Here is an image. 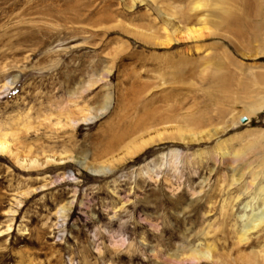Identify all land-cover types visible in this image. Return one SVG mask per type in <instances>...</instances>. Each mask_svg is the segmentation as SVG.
I'll return each mask as SVG.
<instances>
[{
  "label": "rangeland",
  "instance_id": "1",
  "mask_svg": "<svg viewBox=\"0 0 264 264\" xmlns=\"http://www.w3.org/2000/svg\"><path fill=\"white\" fill-rule=\"evenodd\" d=\"M263 78L264 0H0V264H252L221 208L264 169Z\"/></svg>",
  "mask_w": 264,
  "mask_h": 264
},
{
  "label": "bare ground",
  "instance_id": "2",
  "mask_svg": "<svg viewBox=\"0 0 264 264\" xmlns=\"http://www.w3.org/2000/svg\"><path fill=\"white\" fill-rule=\"evenodd\" d=\"M200 7H201V4H194V6H192L190 10L197 12L200 9ZM205 23H207V15L199 16V19L197 20V22L193 24V26H189L186 28L188 31L187 32L188 36H190V38H193V39L203 37L204 34H203L202 29L204 28L202 27L196 28V27H198V25L205 24ZM175 31H177L176 28H173V32ZM263 106H264V100L251 104L247 112L248 114L247 117H249L255 111L261 109ZM186 121L187 123H190V124H195V125L199 124V123L197 124L194 123L195 121H197L196 119L194 120L191 118L190 119L187 118L185 122ZM190 124L189 126H191ZM219 131L214 130L213 132L208 133L206 137H204V136H199L194 132H189L181 128L178 130L179 133H177L178 134L177 138L183 141H187V142H194V141L198 142V141L206 140L205 138L210 139L212 136L218 135ZM170 137L174 138L176 136L173 135ZM118 139L120 140V138ZM224 142L225 140L223 141L219 140L218 145ZM3 151L12 153V149L9 143L6 141H2V142L0 141V153ZM236 152H238V150H236ZM228 154H229L228 151L223 152V156H227ZM198 155L201 156V153ZM263 155L264 154H262V156ZM79 164L84 167H91L83 160H79ZM91 169H95V170L105 169V166L101 165L99 168L91 167ZM231 172L232 173H231L230 186H234V185L236 187L238 186L237 188L238 192L236 195L231 196L229 200L228 198L224 199L222 203L221 214L225 220H227L228 217L231 218L233 215L235 216L234 223L231 229L234 235L236 236V240H237L236 243L238 245L239 244L250 245L255 234L260 235L261 233L264 232V169L261 172L255 171L256 173L254 174V180H256L258 184L256 185V188L254 190L251 189V191H249L247 188H245L246 186L243 185V178L245 176L244 173L239 172L237 168L231 169ZM222 186L223 184L221 185V187ZM237 208L240 209V211H238ZM236 209L238 212L235 211ZM210 227L212 226L209 225L208 231L206 230L207 232H204L206 236L210 235L211 233ZM260 254H261L260 250L257 252H252L249 255V258L251 261L250 263L264 264V255L261 256ZM175 255H176L175 256L176 259H179L180 261H190V262L191 261L192 262H201V261L210 262L211 261L215 264H224L226 261L225 259H228L229 257L225 254L216 252L215 244L211 242L206 243L204 247H200L197 245H194V246L191 245L188 248H184L183 253L176 252Z\"/></svg>",
  "mask_w": 264,
  "mask_h": 264
}]
</instances>
